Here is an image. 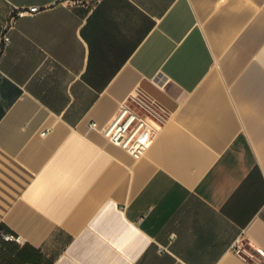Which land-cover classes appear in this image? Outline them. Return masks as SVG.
Wrapping results in <instances>:
<instances>
[{
  "label": "crops",
  "instance_id": "obj_1",
  "mask_svg": "<svg viewBox=\"0 0 264 264\" xmlns=\"http://www.w3.org/2000/svg\"><path fill=\"white\" fill-rule=\"evenodd\" d=\"M6 30L0 228L24 243L0 264H252L231 245L264 250V0H0ZM147 82L169 113L136 160L90 124Z\"/></svg>",
  "mask_w": 264,
  "mask_h": 264
},
{
  "label": "built area",
  "instance_id": "obj_2",
  "mask_svg": "<svg viewBox=\"0 0 264 264\" xmlns=\"http://www.w3.org/2000/svg\"><path fill=\"white\" fill-rule=\"evenodd\" d=\"M39 11L38 6L15 7L13 18L32 15ZM10 43V36L4 31L0 37V55ZM169 110L144 90L132 92L121 101L113 118L103 126L92 122L90 127L97 129L109 141L125 151L134 159L146 155L157 133L166 122ZM48 129L42 135L48 133ZM0 239L23 244L21 235L5 232L0 228ZM232 252L252 264L264 263V250L253 245L245 236L237 237L232 245Z\"/></svg>",
  "mask_w": 264,
  "mask_h": 264
},
{
  "label": "water",
  "instance_id": "obj_3",
  "mask_svg": "<svg viewBox=\"0 0 264 264\" xmlns=\"http://www.w3.org/2000/svg\"><path fill=\"white\" fill-rule=\"evenodd\" d=\"M144 91H146L149 95L154 97L158 102H160L162 105L166 106L168 105V97L165 95L160 89H158L153 84L147 82L143 85Z\"/></svg>",
  "mask_w": 264,
  "mask_h": 264
}]
</instances>
